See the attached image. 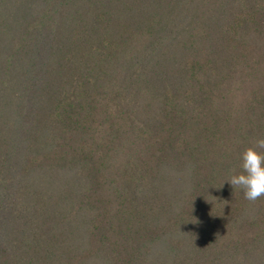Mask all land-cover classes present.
<instances>
[{"label":"trees","instance_id":"1","mask_svg":"<svg viewBox=\"0 0 264 264\" xmlns=\"http://www.w3.org/2000/svg\"><path fill=\"white\" fill-rule=\"evenodd\" d=\"M264 0H0V264H264Z\"/></svg>","mask_w":264,"mask_h":264},{"label":"clouds","instance_id":"2","mask_svg":"<svg viewBox=\"0 0 264 264\" xmlns=\"http://www.w3.org/2000/svg\"><path fill=\"white\" fill-rule=\"evenodd\" d=\"M242 172L227 180L231 186L243 190L250 202L264 196V138L255 140L242 154Z\"/></svg>","mask_w":264,"mask_h":264}]
</instances>
